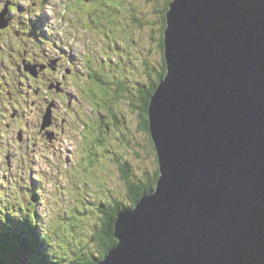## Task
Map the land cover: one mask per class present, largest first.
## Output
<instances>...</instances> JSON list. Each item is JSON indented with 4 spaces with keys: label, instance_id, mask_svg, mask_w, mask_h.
Wrapping results in <instances>:
<instances>
[{
    "label": "rangeland",
    "instance_id": "rangeland-1",
    "mask_svg": "<svg viewBox=\"0 0 264 264\" xmlns=\"http://www.w3.org/2000/svg\"><path fill=\"white\" fill-rule=\"evenodd\" d=\"M172 2L82 0L78 7L74 0H5L16 12L13 30L0 38V66L10 72L6 80L25 90V101L20 111V104L6 107L12 97L0 98V224L4 204L10 211L27 207L55 251L71 252L73 260L78 246L98 255L99 208L131 200L124 167L133 182L153 185L159 159L151 133L142 130L146 95L140 102L139 90L149 93L160 83ZM68 4L67 21L78 31L66 30ZM45 59L52 68L42 82L19 79L28 74L21 71L24 63L38 64L39 73ZM12 253L1 264H25Z\"/></svg>",
    "mask_w": 264,
    "mask_h": 264
},
{
    "label": "water",
    "instance_id": "water-1",
    "mask_svg": "<svg viewBox=\"0 0 264 264\" xmlns=\"http://www.w3.org/2000/svg\"><path fill=\"white\" fill-rule=\"evenodd\" d=\"M164 44L160 178L101 264H264V0H173Z\"/></svg>",
    "mask_w": 264,
    "mask_h": 264
},
{
    "label": "trees",
    "instance_id": "trees-1",
    "mask_svg": "<svg viewBox=\"0 0 264 264\" xmlns=\"http://www.w3.org/2000/svg\"><path fill=\"white\" fill-rule=\"evenodd\" d=\"M166 29H167V16L165 19ZM165 48V44H164ZM164 72L160 76V83L164 80L167 75V64L166 59H164ZM159 83V84H160ZM159 84L154 85V88L147 93L146 89L140 88V102L141 94H144L145 106L143 107V112L146 114L145 130L143 131L150 134V122L148 119L149 106L151 103V98L155 94ZM2 118H0L1 120ZM104 126L101 127V130ZM108 130V129H107ZM102 136V135H100ZM99 142H102L99 139ZM124 179L128 184V189L130 191V203H122L117 200L113 204H103L99 208V212L102 213V225L98 229L96 236L94 237L95 243L98 248V255L90 253L88 247H84L81 252L78 250L81 247L74 249L75 259L70 258L71 252L68 254H63L54 250V244L52 239L48 235H42L37 232L35 222H38V217L36 215H29L27 208L25 210L19 209L21 211L18 214L20 217L14 218L17 213V209L10 211L6 208L1 209V219L2 224H0V264L1 259L7 260V253H11L18 261H22L25 264H101L105 261L109 253L116 247L118 240L116 239V224L119 217L129 211L136 208L137 204L140 202L141 198L155 191L157 182L160 178V173H157L156 179L153 185H144L140 183H135L131 180V172L129 166H125L123 170ZM4 209V210H3ZM55 236L58 234H54ZM63 236V234H62ZM59 237V236H58ZM60 239V238H59ZM80 244V242H79ZM60 245V242H59ZM52 248V249H51ZM10 251V252H9ZM10 261V260H9ZM11 262V261H10Z\"/></svg>",
    "mask_w": 264,
    "mask_h": 264
},
{
    "label": "bare ground",
    "instance_id": "bare-ground-1",
    "mask_svg": "<svg viewBox=\"0 0 264 264\" xmlns=\"http://www.w3.org/2000/svg\"><path fill=\"white\" fill-rule=\"evenodd\" d=\"M18 2V0H15ZM47 59L53 61L52 57H49L47 56ZM45 62L49 63L46 59H45ZM39 80H44V74H40L39 77H38ZM18 113V112H17ZM17 115H20V112L17 114Z\"/></svg>",
    "mask_w": 264,
    "mask_h": 264
},
{
    "label": "clouds",
    "instance_id": "clouds-1",
    "mask_svg": "<svg viewBox=\"0 0 264 264\" xmlns=\"http://www.w3.org/2000/svg\"><path fill=\"white\" fill-rule=\"evenodd\" d=\"M3 7V0H0V8ZM13 12H15V8L12 9Z\"/></svg>",
    "mask_w": 264,
    "mask_h": 264
},
{
    "label": "snow or ice",
    "instance_id": "snow-or-ice-1",
    "mask_svg": "<svg viewBox=\"0 0 264 264\" xmlns=\"http://www.w3.org/2000/svg\"><path fill=\"white\" fill-rule=\"evenodd\" d=\"M5 7H6V3H5V0H3V7L0 8V11H2Z\"/></svg>",
    "mask_w": 264,
    "mask_h": 264
}]
</instances>
